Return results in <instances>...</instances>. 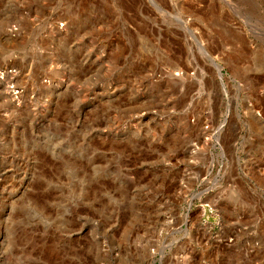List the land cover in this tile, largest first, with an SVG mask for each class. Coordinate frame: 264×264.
I'll use <instances>...</instances> for the list:
<instances>
[{
	"label": "rangeland",
	"instance_id": "rangeland-1",
	"mask_svg": "<svg viewBox=\"0 0 264 264\" xmlns=\"http://www.w3.org/2000/svg\"><path fill=\"white\" fill-rule=\"evenodd\" d=\"M0 264H264V0H0Z\"/></svg>",
	"mask_w": 264,
	"mask_h": 264
},
{
	"label": "bare ground",
	"instance_id": "bare-ground-1",
	"mask_svg": "<svg viewBox=\"0 0 264 264\" xmlns=\"http://www.w3.org/2000/svg\"><path fill=\"white\" fill-rule=\"evenodd\" d=\"M9 26H10V25H9ZM9 30H10V29H9ZM7 32H8V31H6V33H7ZM13 32H14V31H13ZM3 33H4V32H3ZM15 34H16V33H15ZM52 34H53V33H52ZM11 76H12V75H11L10 73H7V72L5 73V79H6V80H11V79H12ZM13 77H14V76H13ZM10 78H11V79H10ZM14 78H15V77H14ZM22 110H23V109H22Z\"/></svg>",
	"mask_w": 264,
	"mask_h": 264
}]
</instances>
